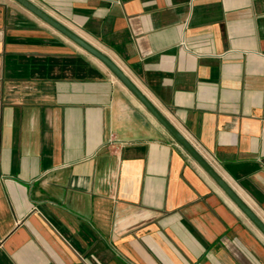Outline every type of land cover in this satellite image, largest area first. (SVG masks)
<instances>
[{
	"label": "crops",
	"instance_id": "0c3cea01",
	"mask_svg": "<svg viewBox=\"0 0 264 264\" xmlns=\"http://www.w3.org/2000/svg\"><path fill=\"white\" fill-rule=\"evenodd\" d=\"M32 1L264 221V0ZM0 264H264V234L104 63L0 0Z\"/></svg>",
	"mask_w": 264,
	"mask_h": 264
},
{
	"label": "water",
	"instance_id": "95a60500",
	"mask_svg": "<svg viewBox=\"0 0 264 264\" xmlns=\"http://www.w3.org/2000/svg\"><path fill=\"white\" fill-rule=\"evenodd\" d=\"M30 12L41 18L47 24L58 30L70 40L104 63L114 75L134 94L144 107L164 126V128L177 140V142L192 156L208 175L222 188V190L236 203L242 212L264 234V221L239 196L234 188L210 164V162L197 150V148L184 136L178 128L158 109V107L140 90L122 68L106 53L84 39L77 32L66 26L52 14L44 10L32 0H15Z\"/></svg>",
	"mask_w": 264,
	"mask_h": 264
}]
</instances>
